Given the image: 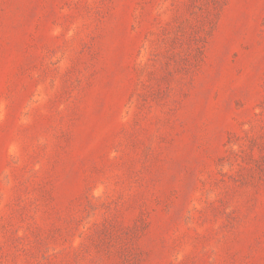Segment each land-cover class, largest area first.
Wrapping results in <instances>:
<instances>
[{
    "label": "rangeland",
    "instance_id": "1",
    "mask_svg": "<svg viewBox=\"0 0 264 264\" xmlns=\"http://www.w3.org/2000/svg\"><path fill=\"white\" fill-rule=\"evenodd\" d=\"M0 264H264V0H0Z\"/></svg>",
    "mask_w": 264,
    "mask_h": 264
}]
</instances>
